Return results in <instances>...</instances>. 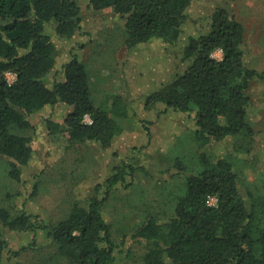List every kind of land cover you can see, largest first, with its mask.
Listing matches in <instances>:
<instances>
[{"label": "trees", "instance_id": "1", "mask_svg": "<svg viewBox=\"0 0 264 264\" xmlns=\"http://www.w3.org/2000/svg\"><path fill=\"white\" fill-rule=\"evenodd\" d=\"M232 1L217 3L207 30L189 35L180 49L193 0H89L91 10H112L128 48L161 39L175 49L179 69L146 94L145 108L163 104L159 115L173 110L195 120L198 160L176 155L168 170L153 175L161 181V174L172 171L166 180H174L175 195L162 205L143 203L142 221L124 235L146 245L134 264H264V192L254 193L237 169L238 161L253 162L258 147L261 132L250 120V89L254 81L264 80V69L249 62L246 29ZM83 19L80 0H0V159L8 162V174L15 180L34 154L33 115L45 107H72L62 123L46 119L51 133H68L72 143L97 142L103 149L124 132V120L133 114L127 97L115 91L93 101L91 75L76 55L59 71L63 78L50 81L57 66L56 41L75 36ZM218 50L222 58L215 57ZM8 72L16 74L13 82ZM225 140L232 142L233 157L212 159L204 153L212 141ZM136 161L123 160L97 186L103 196H92L85 204L75 201L56 222L0 206V264L8 234L38 230L55 245L54 256L70 264H115L117 245L104 206L117 185H132L136 170L154 174L141 159ZM213 196L215 204L210 203Z\"/></svg>", "mask_w": 264, "mask_h": 264}, {"label": "rangeland", "instance_id": "2", "mask_svg": "<svg viewBox=\"0 0 264 264\" xmlns=\"http://www.w3.org/2000/svg\"><path fill=\"white\" fill-rule=\"evenodd\" d=\"M225 1L232 0H193L188 9L189 19L183 26L184 41L178 48H183L189 35L207 30L216 4ZM80 2L84 13L82 28L72 38L56 41V67L59 68L53 70L49 79H62L59 71L63 64L76 55L91 75L93 101L96 103L98 97L115 91L127 97L133 114L124 120V132L117 135L106 149L97 142L72 143L68 140V133L49 131L46 119L62 123L72 109L70 106L62 104L58 109L46 112L44 109L33 115L36 126L32 142L34 154L23 168L20 180L9 176L8 162L0 159V206L10 209L13 214L25 210L39 215L42 221L56 222L68 214L75 201L85 204L92 196H103V191H96L97 186L111 176L123 160L136 164V160L141 159L145 169H151L154 174L136 170L132 185H117L108 193L104 206L105 218L112 225L117 245L115 264H134L147 249L146 245L124 239V235L142 221L143 203L162 205L175 195L171 194L175 191L174 180H166L172 177V171L160 175L164 181H158L153 175L168 170L176 155L188 162L198 160V144L193 134L195 120L188 113L173 110L159 115L157 109L165 107L163 104H157L151 110L145 108L146 94L169 81L179 69L175 49L161 39L128 48L123 42L122 23L111 9L96 12L89 8V0ZM232 3L246 29L249 62L262 70L264 0H233ZM214 55L222 58V51L218 50ZM7 76L10 81L14 79L11 74ZM250 94V120L261 133L257 134L258 147L251 155L253 162L238 161L237 169L242 171L249 188L257 193V189L264 192V80L254 81ZM203 151L212 159L232 156L229 152L236 153L232 142L227 140L212 141ZM216 199L213 196L210 202L215 204ZM6 239L8 247L2 264H70L66 259L54 256L55 245L41 230L13 231Z\"/></svg>", "mask_w": 264, "mask_h": 264}, {"label": "built area", "instance_id": "3", "mask_svg": "<svg viewBox=\"0 0 264 264\" xmlns=\"http://www.w3.org/2000/svg\"><path fill=\"white\" fill-rule=\"evenodd\" d=\"M221 51V50H220ZM8 74H11V75H13V77H14V79L11 81V82H13L14 80H15V78H16V74L15 73H13V72H8ZM7 74V75H8ZM10 81V80H9ZM85 121H87V122H91V117L89 116V115H86V117H85ZM211 199H212V197H210V201H211ZM211 203V202H210Z\"/></svg>", "mask_w": 264, "mask_h": 264}, {"label": "crops", "instance_id": "4", "mask_svg": "<svg viewBox=\"0 0 264 264\" xmlns=\"http://www.w3.org/2000/svg\"><path fill=\"white\" fill-rule=\"evenodd\" d=\"M70 52H71V51H70ZM56 68H59V67H55V69H56ZM53 72H54V71H53ZM53 72H52L51 76L53 75ZM59 107H60V105H57V106H55V107H51V108H50V107H45V108H44L45 110H44V109H43V110L46 112V111H48V110H50V109H52V108H54V109H58ZM70 111H71V110H70ZM70 111H69V112H70ZM42 114H45V113L42 112Z\"/></svg>", "mask_w": 264, "mask_h": 264}]
</instances>
